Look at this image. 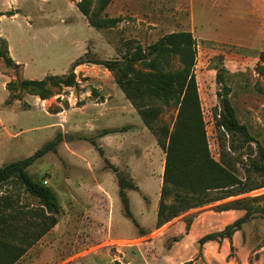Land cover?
Returning <instances> with one entry per match:
<instances>
[{
	"label": "rangeland",
	"instance_id": "374dc122",
	"mask_svg": "<svg viewBox=\"0 0 264 264\" xmlns=\"http://www.w3.org/2000/svg\"><path fill=\"white\" fill-rule=\"evenodd\" d=\"M76 3L0 0V11L6 13L0 17V36L21 63L18 68L8 67L0 58V166L57 140L55 150L27 170L51 186L61 204L58 223L42 235L41 242L28 247L46 224L38 216L40 203L15 180L0 184V240L27 249L14 264H113L115 260L264 264L263 217L256 216L231 239L216 244H200L199 239L223 230L243 211L206 205L157 227L165 152L155 134L139 122L140 116L129 113L114 72L91 62L120 59L129 41L146 47L166 33L191 31L211 155L244 180L255 144L241 146L235 138L239 149H230V136L219 123L217 91L222 85L217 76L220 73L231 89L228 97L239 121L264 142L262 4L258 0H112L105 12L118 18L117 23L97 29ZM79 58L86 62L74 68V86L55 88L47 99L17 91L18 99L10 100L9 81L67 74ZM161 109L159 125H172L177 110L163 105ZM108 128L118 131L105 135ZM121 178L132 185L126 193L138 225L126 216L119 195ZM249 181L264 183V176L252 172ZM262 192L264 188L251 194Z\"/></svg>",
	"mask_w": 264,
	"mask_h": 264
},
{
	"label": "trees",
	"instance_id": "16d2710c",
	"mask_svg": "<svg viewBox=\"0 0 264 264\" xmlns=\"http://www.w3.org/2000/svg\"><path fill=\"white\" fill-rule=\"evenodd\" d=\"M72 1L77 2V7L86 16L89 24L97 29L111 28L118 21V18L110 17L105 12L112 0ZM3 15L6 13L0 11V17ZM0 58L8 67H20V63L10 55L7 39L2 36ZM196 58V38L193 33L179 30L162 35L146 47L133 45V42L129 41L120 59L91 62L114 72L116 83L146 127L155 134L158 145L165 152L163 183L157 210L158 228L181 214L206 205L214 204L212 208L219 211H243L241 216L226 225L223 230L203 235L199 243L204 244L208 241L231 239L245 223L256 216L264 218V192L251 194L254 190L264 188V183L249 181L252 172L264 176V142L254 137L248 127L239 121L228 97L231 89L223 83V77L219 73L217 81L222 85V89L217 91L219 123L230 136L229 147L233 152L238 151L239 147L234 145L236 138L240 140L241 146L254 143L255 153L248 155L250 168L244 180L211 155L195 74ZM261 59H264V52L261 53ZM85 62L80 58L75 60L67 74L9 81L7 87L10 90V100L18 99L17 91H26L41 99H47L53 95L55 88L74 86L77 82L74 68ZM137 64L144 69L137 67ZM161 105L177 110L172 125H159ZM60 110L59 108L57 112ZM116 131L118 129L108 128L104 130V134ZM56 145L57 140L49 141L32 155L0 166V184L15 180L40 203L38 216L45 220L46 224L28 241V247L58 223L61 211L58 195L51 186L34 179L27 170L37 159L55 150ZM98 149L103 155L102 149ZM130 186L132 185L124 178L119 179V195L126 216L138 225L126 193V188ZM169 198L173 199L171 203L167 201ZM26 251L25 247L0 240V264H14ZM113 264L122 263L115 260Z\"/></svg>",
	"mask_w": 264,
	"mask_h": 264
},
{
	"label": "crops",
	"instance_id": "0c3cea01",
	"mask_svg": "<svg viewBox=\"0 0 264 264\" xmlns=\"http://www.w3.org/2000/svg\"><path fill=\"white\" fill-rule=\"evenodd\" d=\"M259 2H260V4H262V13H263V15H264V0H258ZM4 10V9H3ZM6 11L7 10H9V9H5ZM1 34V33H0ZM10 51V50H9ZM16 62H18V60L17 59H14ZM20 65H21V63H20ZM127 102H128V104H129V107H128V109L130 110V114L131 115H135V117L137 116L136 114H138L137 113V111H136V109L134 108V106L130 103V101L128 100V99H125ZM139 122H142V120L140 121V119H139ZM171 224V223H170ZM172 226V225H171ZM170 226V228H172ZM162 227V226H161ZM237 232V231H236ZM41 240H43V236L41 237V238H39L37 241H36V243H34V244H32L31 246L33 247V245H35V244H37L38 242H41ZM184 241H185V238H184ZM224 241V239L222 240V241H220V242H218V241H208V242H206V243H209V242H211L210 244H216V243H222ZM179 243V241H175V245L176 244H178ZM206 243H204V244H206ZM30 246V247H31ZM175 260V259H174ZM185 260H187V259H185Z\"/></svg>",
	"mask_w": 264,
	"mask_h": 264
},
{
	"label": "water",
	"instance_id": "95a60500",
	"mask_svg": "<svg viewBox=\"0 0 264 264\" xmlns=\"http://www.w3.org/2000/svg\"><path fill=\"white\" fill-rule=\"evenodd\" d=\"M65 137H66V139H67V138H68V135L66 134ZM121 175H122V173L119 172V173H118V176L121 177Z\"/></svg>",
	"mask_w": 264,
	"mask_h": 264
}]
</instances>
